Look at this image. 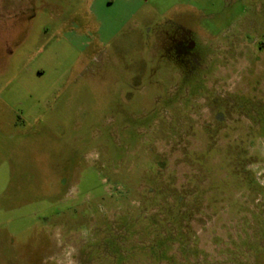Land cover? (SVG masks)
I'll list each match as a JSON object with an SVG mask.
<instances>
[{
    "label": "rangeland",
    "instance_id": "rangeland-1",
    "mask_svg": "<svg viewBox=\"0 0 264 264\" xmlns=\"http://www.w3.org/2000/svg\"><path fill=\"white\" fill-rule=\"evenodd\" d=\"M264 0H0V264H264Z\"/></svg>",
    "mask_w": 264,
    "mask_h": 264
},
{
    "label": "trees",
    "instance_id": "trees-1",
    "mask_svg": "<svg viewBox=\"0 0 264 264\" xmlns=\"http://www.w3.org/2000/svg\"><path fill=\"white\" fill-rule=\"evenodd\" d=\"M262 45L264 46V42L262 43Z\"/></svg>",
    "mask_w": 264,
    "mask_h": 264
}]
</instances>
